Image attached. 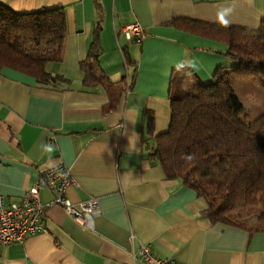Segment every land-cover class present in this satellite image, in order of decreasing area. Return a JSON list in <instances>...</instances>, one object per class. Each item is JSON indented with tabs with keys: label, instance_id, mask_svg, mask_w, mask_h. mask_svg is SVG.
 <instances>
[{
	"label": "crops",
	"instance_id": "1",
	"mask_svg": "<svg viewBox=\"0 0 264 264\" xmlns=\"http://www.w3.org/2000/svg\"><path fill=\"white\" fill-rule=\"evenodd\" d=\"M18 14L61 9L66 17L62 60L49 84L0 71V189L20 201L43 172L64 165L75 177L74 204L99 202L92 228L51 206L42 182L47 233L23 245L0 247V264H146L150 245L159 258L182 264H264V231L214 224L205 199L180 179H167L150 159L156 136L168 130L171 96L183 86L213 81L231 67L228 45L185 28L184 21L257 29L264 0H0ZM180 19V26L173 21ZM138 22L142 42L121 28ZM96 86L84 84L80 64L95 42ZM128 53L132 66L127 67ZM130 90L128 91V87ZM264 113V112H262Z\"/></svg>",
	"mask_w": 264,
	"mask_h": 264
},
{
	"label": "trees",
	"instance_id": "2",
	"mask_svg": "<svg viewBox=\"0 0 264 264\" xmlns=\"http://www.w3.org/2000/svg\"><path fill=\"white\" fill-rule=\"evenodd\" d=\"M180 19L172 24L179 27ZM185 28L228 45L234 62L216 70L213 81L186 86L171 96V120L156 136L150 159L167 179H180L206 200L212 223L264 231V113H245L235 81L258 79L264 91V18L257 29L184 21ZM88 58L80 64L84 84L96 86L100 56L96 28ZM66 17L61 9L18 14L0 3V71L4 68L49 84L61 79L47 69L62 60ZM127 67L132 62L125 54Z\"/></svg>",
	"mask_w": 264,
	"mask_h": 264
},
{
	"label": "built area",
	"instance_id": "3",
	"mask_svg": "<svg viewBox=\"0 0 264 264\" xmlns=\"http://www.w3.org/2000/svg\"><path fill=\"white\" fill-rule=\"evenodd\" d=\"M121 33L128 41L137 43L142 42L146 35L145 29L138 22L122 27ZM42 182L52 193L51 206L62 207L82 227L92 228V217L99 211V202L91 198L74 204L67 196V190L71 186L78 187V183L70 170L60 164L44 171L36 185L26 190L20 201L8 202L0 189V247L23 245L29 237L47 233L44 216L46 205L40 195ZM140 259L146 264H182L176 260L157 257L150 245L141 248Z\"/></svg>",
	"mask_w": 264,
	"mask_h": 264
},
{
	"label": "rangeland",
	"instance_id": "4",
	"mask_svg": "<svg viewBox=\"0 0 264 264\" xmlns=\"http://www.w3.org/2000/svg\"><path fill=\"white\" fill-rule=\"evenodd\" d=\"M234 87L243 104L245 113L251 116L263 114L264 91L260 80H236Z\"/></svg>",
	"mask_w": 264,
	"mask_h": 264
},
{
	"label": "bare ground",
	"instance_id": "5",
	"mask_svg": "<svg viewBox=\"0 0 264 264\" xmlns=\"http://www.w3.org/2000/svg\"><path fill=\"white\" fill-rule=\"evenodd\" d=\"M66 167V166H65Z\"/></svg>",
	"mask_w": 264,
	"mask_h": 264
}]
</instances>
